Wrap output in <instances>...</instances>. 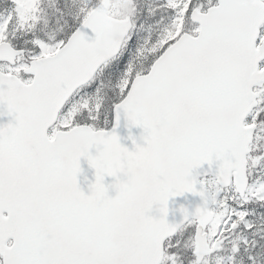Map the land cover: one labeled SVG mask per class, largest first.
<instances>
[{
    "label": "snow or ice",
    "instance_id": "snow-or-ice-1",
    "mask_svg": "<svg viewBox=\"0 0 264 264\" xmlns=\"http://www.w3.org/2000/svg\"><path fill=\"white\" fill-rule=\"evenodd\" d=\"M0 264H264V0H0Z\"/></svg>",
    "mask_w": 264,
    "mask_h": 264
},
{
    "label": "water",
    "instance_id": "water-1",
    "mask_svg": "<svg viewBox=\"0 0 264 264\" xmlns=\"http://www.w3.org/2000/svg\"><path fill=\"white\" fill-rule=\"evenodd\" d=\"M118 132L121 135V137L124 138L122 140V142L130 147L131 146V142L126 139V137L128 135V132H127V129H125L123 127V123H122L121 128L118 130ZM133 132H134L135 135H139L140 130L139 129H134ZM81 166H82V168L84 170V174L88 177L89 180H91L93 178V171L88 168L87 163L85 161H83V160L81 161ZM79 181H80L81 187L84 189L85 192H87V187L88 186H87V183L85 182L84 175H81L79 177ZM106 182H110V179L108 181H106Z\"/></svg>",
    "mask_w": 264,
    "mask_h": 264
}]
</instances>
